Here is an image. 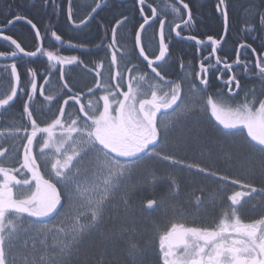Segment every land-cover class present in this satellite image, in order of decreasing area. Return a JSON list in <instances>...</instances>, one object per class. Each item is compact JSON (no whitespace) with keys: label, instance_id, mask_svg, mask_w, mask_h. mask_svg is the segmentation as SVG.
I'll return each mask as SVG.
<instances>
[{"label":"snow or ice","instance_id":"1","mask_svg":"<svg viewBox=\"0 0 264 264\" xmlns=\"http://www.w3.org/2000/svg\"><path fill=\"white\" fill-rule=\"evenodd\" d=\"M64 2L42 0L41 6L59 15ZM133 4L139 6L142 22L138 27L134 25L126 37H121L119 32L133 18L120 13V18L114 17L115 22L110 27L97 22L103 34L93 47L102 50L104 55L87 63L81 55L90 50L88 42L66 40L49 25L42 31L32 19L17 14L0 27L2 41L10 46L0 51V59L6 61L0 64V73L8 80L6 91L0 93V118L7 114L19 121L9 122L6 128L0 129V264H74L83 245L100 236H114V231L109 233L108 225L120 220L121 211L131 210L130 201L139 191L132 182L137 166L145 159L186 168L220 184L230 181L237 189L222 200L227 207L215 227L171 225L160 237L159 259L163 264H264V50L257 54L251 44L241 43L236 49L235 61L223 62L220 68L222 61L215 54L223 37L214 39L209 35L205 41L196 35H181L184 30L191 31L196 22L188 2L173 0L160 6L155 0H133ZM74 8V0H67V20L80 28L95 19L93 14L102 4L94 0L90 12L78 21ZM214 11L222 18L226 34L230 24V0H215ZM254 16L258 20L246 21L248 35L258 30L264 32V7H256ZM16 22H24L34 31L37 42L34 51L26 50L22 42L5 34L6 28ZM156 24L158 30L145 42L143 34ZM172 33L177 38L194 41L198 53L203 47H211L189 82V92H202L207 96L206 104L199 109L194 101H186L180 81L188 77L183 71L176 81L162 75L161 65L167 64L171 57ZM156 36L158 51L154 43ZM46 39L54 40L60 47L76 49L80 55L65 56L59 50H47L40 43ZM122 40L131 41V46ZM261 48L264 49V39ZM248 49L255 55L254 61L247 59ZM242 55L245 59H241ZM24 57L29 61L46 57L58 66L63 95H45L51 71L40 77L44 84H39L38 70L28 67L23 73L28 84H24L18 63ZM213 57L215 63H211ZM133 60L140 63L133 64ZM68 67H79L91 75L94 86L86 85V91L78 89L66 79ZM185 67L191 65L181 64L182 70ZM234 67L242 68V76L257 79L260 88H244L237 74H231L221 81L227 93L221 88L208 95L209 73L214 70L232 73ZM216 78L221 77L216 75ZM143 85H148L150 94ZM241 91L243 100L234 107L229 105L227 101L234 100ZM38 98L49 105L46 111L36 106ZM18 99L22 110L19 115L10 113L9 109ZM198 111L210 112L226 136L243 137L249 159L247 179H232L199 163H186V157L172 154L192 147H207L212 154L210 138L206 144H201L199 136L192 143L180 139L174 144H165L170 132L167 128L162 130L158 124V114L177 113L176 123L182 124L189 114L195 119ZM9 143L11 147L7 146ZM37 144L39 152L34 154ZM223 147L219 143L215 145L217 149ZM7 159L18 163L19 167L4 166L2 161ZM49 165L46 179L41 167L47 169ZM17 174L22 178L18 179ZM158 179L152 177L153 186ZM171 186L178 187L175 180ZM256 196L261 197L260 207L253 205L252 211H260L261 218L245 223L241 213ZM215 199L212 198L213 202ZM164 206L156 199L147 200V210ZM202 206L197 198V207ZM61 210L72 218L71 226L60 222L44 227L50 218L60 215ZM50 238L54 243H49ZM146 251L144 247L131 244L126 249L124 264H149Z\"/></svg>","mask_w":264,"mask_h":264},{"label":"trees","instance_id":"2","mask_svg":"<svg viewBox=\"0 0 264 264\" xmlns=\"http://www.w3.org/2000/svg\"><path fill=\"white\" fill-rule=\"evenodd\" d=\"M191 1L197 5L195 11L197 15L204 20L203 23H200L201 30L208 34L220 33L223 25H221L220 18L215 14L214 5L212 4L213 0ZM167 2H169V0H167ZM230 3L231 6H233L230 9L231 31L233 30L234 34L237 35L240 32L239 24L241 19L244 18L248 21L256 11V6L252 5V7L247 8L243 6V0H230ZM0 5H2V3H0ZM41 5L42 0H7L1 7L2 9L0 8V12L9 14L11 18L18 13V11H26L37 7L41 12V16L44 17L45 14L48 13L49 8L42 7ZM239 7L241 9H238ZM121 11L122 10H117L108 13L104 11L101 22L110 27L111 24L115 22L114 17H120L119 14ZM88 12H90V10H87L85 15ZM32 13L38 19L41 17L40 15L36 16V12ZM122 13L130 15L132 12L127 10ZM130 17L132 16L130 15ZM40 21H42L41 18ZM97 22L99 21L93 19L88 23L85 30L82 28V30L79 31L80 37L71 40L73 43L88 42L87 47H89L90 50L81 55V59L86 63L89 61H96L99 57L104 55L102 50L93 47V45L100 42V38L103 34L102 29L98 28ZM53 26H57L59 29H63V31L67 30V22L64 19L58 20L57 23L51 25L50 28H53ZM27 27L22 26L21 31L26 34V42L29 44V42L34 39V32L29 25H27ZM130 29L129 24L125 29L121 30L129 31ZM127 35L128 33H125L123 37ZM233 39L234 36L231 41H229L230 45H232V42L234 43ZM157 42L158 39H155L156 50L158 51ZM173 42L174 44L169 48L171 54L168 62L169 65L164 67L162 73L166 79L176 81L183 71L180 62L193 52L195 45L190 44V46H187L185 43L176 42L174 40ZM122 43L131 46L132 42L122 40ZM44 44L45 48L51 50L50 44ZM63 53L67 55H77L78 53V55H80L76 49H63ZM37 59H39V57L34 60ZM44 60L47 73L49 71L53 73L50 75L51 78L46 86V95L56 96L60 94L62 96L63 93L61 92L60 82L54 70L55 65L47 61L46 57H44ZM136 63L137 61L133 60V64ZM72 68L73 67H71V69ZM143 70L148 71L147 69ZM66 73V79L76 84L78 89H84L86 91V85L89 87L94 86L92 76H82L78 73L71 74L69 68H66ZM155 82L156 81H152V83ZM180 82L184 83L183 80ZM144 86L148 87V85H143V87ZM254 88L258 90L260 88V83L257 82ZM99 94L100 93H98V95ZM60 102L62 103V100ZM40 103L41 105L38 108L42 107L46 111L49 105L43 100L40 101ZM12 109H18L16 114L19 115L22 110V103L19 99L14 103L13 107L9 109L10 113H12ZM53 111H55V107H53ZM8 116L9 120H14L13 122L17 121V123H19L14 116ZM198 123L199 124L193 123L184 128V133L186 134L184 139L192 143L199 136L201 144H206L210 138L213 144L212 154H209L207 147H192L172 154L179 158L186 157V163H199L211 168L213 171H218L221 175H228L232 179H247L249 159L247 148L244 146L243 137L240 135L226 136L224 132L220 130L218 124L209 119L200 120ZM41 126H43V124H41ZM6 127L7 126H3V128ZM168 141L172 140L169 139ZM176 142L174 141L173 144ZM217 143L224 147L222 149L215 148ZM7 146L11 147V143ZM164 146L165 145H161L162 148ZM37 149H39L38 144L34 145V150ZM2 163H4L6 167L19 166L18 163H15L11 159L4 160ZM153 176L160 178L157 180L155 186L151 183ZM173 180L176 181L178 187L173 188L171 186ZM134 182H137L136 186H139V191L130 201L131 210L127 212L121 211L120 220L113 221L108 225L109 233L114 231L115 235L100 236L95 238L92 242L83 245L80 249L79 257L74 261V264H124L126 249L131 246V244H137L138 246L146 248V260L149 264H156L160 254L156 242V233L158 234V231H165L171 226L173 223L172 218H175L176 214L179 213L182 218L188 217L192 224L198 223V221L215 223L219 221L223 215V209L227 207V204H222V200L225 199L227 195H231L232 191L237 190L231 186L230 181L228 184H220L216 180L197 175L194 171H188L186 168L173 167L167 163L148 159L140 161L137 166ZM213 197L216 198L215 202L212 200ZM197 198L202 202V207H197ZM148 199H156L162 205L166 206L154 210H147ZM260 200L261 197L256 196L249 204L245 205V209L241 213V216L245 219H250L251 216L255 219L261 218L260 211H252L253 205L259 209Z\"/></svg>","mask_w":264,"mask_h":264},{"label":"flooded vegetation","instance_id":"3","mask_svg":"<svg viewBox=\"0 0 264 264\" xmlns=\"http://www.w3.org/2000/svg\"><path fill=\"white\" fill-rule=\"evenodd\" d=\"M6 1L7 0H0V3H2V5H0V8L6 3ZM100 2L102 4V8L98 9L96 14H93L95 16V20H97L99 22L102 21L101 18H102L104 11H106V13H108V12H113V11H117V10H122L120 13L127 11V10L132 12L130 14L132 16L131 18H133L131 20V23H130L131 29L133 28L134 25L136 27H138V23L142 22V20L140 19L139 15H138V7L139 6L137 5L134 7L133 0H100ZM150 2H151V0H150ZM171 2H173V0H169V2H167V0H155V3L160 5V6H163V5L171 3ZM185 2H188L189 6L193 9V13L196 16V22H195L193 28L191 29V31L184 30L181 32V35L182 36L196 35L198 39L205 40V41H207V36H209V35L213 36L214 39H220L221 37H223V39L221 40V43L218 47V51L215 54L216 56L220 57V59L222 61L221 65L219 66L220 68L223 67V62L232 63L233 61H235L236 55H237L236 49L239 47V45L241 43L251 44L253 48L257 49V54H259L262 50H264L261 48V42H262V39H264V32H261L258 30L256 32L252 33L251 35L246 34V29L249 27V25L246 24L247 20H245L244 18L241 19L240 24H239L240 32L237 35H235L233 30L231 31L232 24H231V14H230L229 30L226 34H224L225 31H224L223 20L215 12V14L220 18V22L222 23L221 25H223V26H222L220 33L216 32V33L208 34V33H205L201 30L200 23H203L204 20L202 19V17L198 16L197 13L195 12L197 5H195V3L191 0H185ZM243 3H244L243 6H245L247 8L252 7V5H255L256 7H264V0H243ZM74 4H75L74 11L76 12V19L78 21L80 18H83L85 16V12L87 10H91V6L92 5L94 6V0H74ZM212 4L215 7V0L212 1ZM66 7H67V0H65L63 8H62L59 15H53L51 12V9L49 8L48 13L45 14L44 17H42L41 12L39 11V9L37 7L34 9H28L26 11H18V13H16L15 15L20 14V15H24V16L28 17L29 19H32L34 23H37L38 27L41 28L42 31L44 30L45 25L51 26V25H54L55 23H57L58 20L64 19L67 22V30L66 31H63V29H59L57 26H53V28H50V29L51 30H58V34H61L66 40H72V39L74 40V39L80 37L79 31L82 30V28L85 30L86 26H81L80 28H76L70 21H68L67 20ZM232 7L233 6H231V3H230V9ZM238 9H241V8L239 7ZM147 11L148 10L146 9V12ZM32 12H36V16L40 15L41 17H39V19H38L37 17H35L33 15ZM254 13L248 21L258 20V18L254 16ZM124 15H127L130 17V15H128L127 13H124ZM14 16H12L10 18L9 14H4V13L0 12V27H3L7 23V20L13 19ZM40 18L42 19V21H40ZM118 18H120V17H118ZM169 19H171V17H169ZM22 26L27 27V25L24 22H16L13 25H11L10 27L6 28L5 34L11 35L13 38L18 39V42H22V46H25L26 50L34 51L35 47L37 46V42L35 41V38H34L33 41H30L29 44H27L26 34H24V32L21 31ZM158 27H159L158 24L153 25L152 28L148 29L147 33L143 34V38H144L145 42H147L149 39L152 38L153 33L156 30H158ZM27 28H29V27H27ZM128 32H129L128 30H120L119 35L123 37V35H125V33H128ZM33 36H34V34H33ZM49 36H50V32H49ZM171 36H172V39H171V42L169 44V48L171 47L172 44H174L173 40L176 42L185 43V44H187V46H190V44L195 45L194 41L177 38V37H175L174 33H172ZM233 36H234V39H233L234 43L232 42L231 43L232 45H230L229 41H231ZM156 39H158V36H156ZM235 42H236V44H235ZM41 43L44 45V47H45L44 43L50 44L52 51L59 50L61 55H65V56H68L69 54L68 55L64 54L63 49L64 50L65 49H71V48L60 47L59 45H55L54 40L46 39V40L42 41ZM234 44H235V46H234ZM53 45H55V47ZM155 46H156V43H155ZM157 47H158V42H157ZM6 48L10 49V46L6 42H3L2 37H0V51L6 50ZM46 49L50 50L49 48H46ZM210 51H211L210 46L203 47L199 53L197 52V49L194 48L193 52L190 53V55L186 56V58H185L186 60L182 59V62H180L181 64H183L185 66L191 65V67H185L183 69L184 75L186 77H188L189 80H190L191 76L194 75L195 72L199 71V63H200V60L202 59V57L207 56L210 53ZM241 52L243 53L244 49H241ZM73 55H75V54H73ZM77 55H78V53H77ZM246 56H247L248 60H251V61L255 60V55L252 54L251 49H248ZM241 59H245V56L242 55ZM136 61H137L136 64L140 63V61H138V60H136ZM3 63H6V61H4L3 59H0V64H3ZM18 63H19V70L22 73V82L24 84H26V85L28 84V79L23 75L24 71L28 67H31V68L38 70V77H37L38 83L44 84V81L42 79H40L41 76H44L47 74V70H46L45 65H44V63H45L44 57H39V59L32 60V61H29L28 58L24 57L21 60H19ZM211 63H215V57H213L211 59ZM168 65H169V63L161 65V68L164 70V67H166ZM129 66H131V65H129ZM57 67L58 66H54L55 74H56V76L60 82V86H62L63 81H61L59 79V73L57 71ZM141 67L143 68V65H141ZM68 68H69V71L71 74L78 73V74H81L82 76H84V75H87L89 77L91 76V75H88L85 72H83L81 70V68H79V67H73L72 69H71V67H68ZM148 71H150V70H148ZM241 73H242V68H239V67H234L232 73H229L226 71L223 73H216L215 70L213 72H210L209 73L210 85H209V89H208V95L214 94L216 91L220 90L221 88H223L224 92L227 93V88L224 87V85L222 84L221 81L227 80L228 76L231 74H237L238 78L241 80L242 87L247 88V89H255L254 88L255 85L259 81L255 78L244 77L241 75ZM162 75H163V73H162ZM216 75H220L221 78L217 79ZM50 78H51V76L49 75L48 80H50ZM197 83H199V82L197 81ZM46 86H47V84L45 85V95H46V91H47ZM7 87H8V80L2 73H0V93H3L4 91H6ZM201 97L205 102L207 101V96L202 92H201ZM243 98H244V92L241 91L240 95L235 97L234 100H228L227 102L229 103V105L234 107L235 104L242 101ZM214 99H215V97H214ZM225 99H226V97H225ZM37 100L38 101L36 102V106L39 107L41 105L40 101H42L43 98H38ZM16 102H17V100L15 101V103ZM17 111H18V109H12L11 110L12 113H16ZM158 117H159V120H161V118L163 116H160V114H158ZM8 118H9V116L7 114H5L4 118H0V129L3 128V126H7V124L12 121V120H9ZM15 122L17 123V121H15ZM34 153H35V151H34ZM179 219H180V224L181 223L184 224L185 227H205V226L215 227L216 224H218L220 222V220L217 223H210V222L207 223L205 221H200V222H198V224L197 223L192 224L191 222H188V220H189L188 218L179 217ZM241 219L245 223H249L253 220H256L255 218H253V216H251L250 219H245L244 217L241 216ZM174 222H176V221H174ZM158 261H159V264H163L162 260L159 259Z\"/></svg>","mask_w":264,"mask_h":264},{"label":"rangeland","instance_id":"4","mask_svg":"<svg viewBox=\"0 0 264 264\" xmlns=\"http://www.w3.org/2000/svg\"><path fill=\"white\" fill-rule=\"evenodd\" d=\"M188 80L186 79V81H184V83L181 84L182 89H183L184 93L186 94V101L187 100L194 101L196 108L199 109L203 104H206V102L202 99L201 92L192 93V92L188 91L189 82H190V80H189V82H188ZM125 90H126V86H125ZM144 90L145 91H149V94H150V89L147 86H144ZM164 90L166 91L167 88H165ZM160 94H162V93H160ZM176 119H177V113H171L170 112L169 115L163 116L161 118V120H158V122H159L158 124H159L160 128L162 130L167 128L169 130V132H170L167 140L165 141V144H167V143L173 144L174 141L176 142L177 140L184 139L186 137V134L184 133V128L188 127L189 125H191L193 123L199 124L198 122L200 120H204V119H209V120H212L213 122H216L214 120V118L211 117L210 112L205 114V113H201L199 111L197 112L195 119H193L192 115L189 114L187 119L182 124H177L176 123ZM219 127L221 128L222 126H219ZM169 139L172 140V141H168ZM162 145H164V144H162ZM36 154H38V153H36ZM3 165H4V163H3ZM41 169H42L41 173L45 176V178L46 179L49 178L50 165L48 166L47 169H45L44 167H41ZM89 175H90V173H89ZM0 179H2V177H0ZM132 183H133L134 186L137 185V182L133 181ZM58 187H60V186L58 185ZM13 191H14V193H16L17 189L14 188ZM64 212H65V210H61V214L60 215L55 216L54 218H50L47 221V223L44 225V227H49L50 228V227H52V226H54V225H56V224H58L60 222H63L65 224V226L70 227L71 224H72V218L71 217H66L64 215ZM180 216L181 215L179 213L176 214V217L172 218L173 222L176 221L175 222L176 224H180V219H179ZM169 228H171V226H169L166 230H168ZM166 230L162 231V232L158 231V234L156 233V236H157L156 242H157V247H158V251L159 252H160V237L166 232ZM49 243H54V241L50 238L49 239Z\"/></svg>","mask_w":264,"mask_h":264},{"label":"bare ground","instance_id":"5","mask_svg":"<svg viewBox=\"0 0 264 264\" xmlns=\"http://www.w3.org/2000/svg\"><path fill=\"white\" fill-rule=\"evenodd\" d=\"M26 24V23H25ZM28 25V24H27ZM11 26V25H10ZM10 26H8V27H10ZM34 32V31H33Z\"/></svg>","mask_w":264,"mask_h":264},{"label":"water","instance_id":"6","mask_svg":"<svg viewBox=\"0 0 264 264\" xmlns=\"http://www.w3.org/2000/svg\"><path fill=\"white\" fill-rule=\"evenodd\" d=\"M225 34V33H224ZM41 43V42H40ZM27 58V57H26ZM29 59V58H28Z\"/></svg>","mask_w":264,"mask_h":264}]
</instances>
